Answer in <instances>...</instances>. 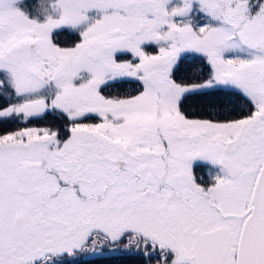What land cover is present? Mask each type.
I'll return each mask as SVG.
<instances>
[{
	"label": "snow or ice",
	"instance_id": "obj_1",
	"mask_svg": "<svg viewBox=\"0 0 264 264\" xmlns=\"http://www.w3.org/2000/svg\"><path fill=\"white\" fill-rule=\"evenodd\" d=\"M0 264H264V0H0Z\"/></svg>",
	"mask_w": 264,
	"mask_h": 264
}]
</instances>
